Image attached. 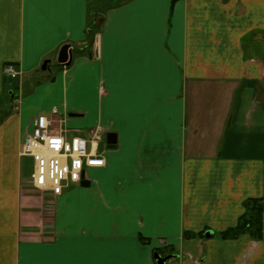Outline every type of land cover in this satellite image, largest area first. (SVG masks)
<instances>
[{
	"label": "crops",
	"instance_id": "0c3cea01",
	"mask_svg": "<svg viewBox=\"0 0 264 264\" xmlns=\"http://www.w3.org/2000/svg\"><path fill=\"white\" fill-rule=\"evenodd\" d=\"M115 1L0 0V264H264V213L262 238L222 236L264 203V0ZM56 106L106 164L50 218L21 147Z\"/></svg>",
	"mask_w": 264,
	"mask_h": 264
},
{
	"label": "built area",
	"instance_id": "2783aa9c",
	"mask_svg": "<svg viewBox=\"0 0 264 264\" xmlns=\"http://www.w3.org/2000/svg\"><path fill=\"white\" fill-rule=\"evenodd\" d=\"M4 73L9 78L18 77L13 64L6 65ZM57 113L54 108L52 114ZM60 123L45 113L38 114L21 147V155L33 159L31 183L45 194L43 212L50 218L55 215L58 196L69 183L79 184L83 171L106 164L99 151L100 128L92 130L89 138L79 134L70 136L67 129H61Z\"/></svg>",
	"mask_w": 264,
	"mask_h": 264
},
{
	"label": "trees",
	"instance_id": "16d2710c",
	"mask_svg": "<svg viewBox=\"0 0 264 264\" xmlns=\"http://www.w3.org/2000/svg\"><path fill=\"white\" fill-rule=\"evenodd\" d=\"M121 3V0H116L112 5ZM102 18H97V24H94V30L99 28ZM263 213L264 203L261 199L253 198L246 202V211L241 217L237 226L223 232L222 236L235 237L243 232H248L254 239L262 238L263 231Z\"/></svg>",
	"mask_w": 264,
	"mask_h": 264
},
{
	"label": "water",
	"instance_id": "95a60500",
	"mask_svg": "<svg viewBox=\"0 0 264 264\" xmlns=\"http://www.w3.org/2000/svg\"><path fill=\"white\" fill-rule=\"evenodd\" d=\"M72 60H73V51H72L71 44L67 43V44L62 45L58 52V56H57L58 64L69 66ZM50 62H51L50 60H45L42 65V70H46ZM107 142H108L109 147H115L117 144V134L114 132H108ZM81 185L90 186V180L85 179V172L82 173ZM154 257H155L157 264H166L167 260L170 258V256H162L160 253H155Z\"/></svg>",
	"mask_w": 264,
	"mask_h": 264
},
{
	"label": "rangeland",
	"instance_id": "374dc122",
	"mask_svg": "<svg viewBox=\"0 0 264 264\" xmlns=\"http://www.w3.org/2000/svg\"><path fill=\"white\" fill-rule=\"evenodd\" d=\"M19 79H20V77L18 76L17 78H15V79H13L12 78V82H16V83H18V81H19ZM11 88V90H15V87H10ZM9 91L10 90H8L5 94H4V97H3V100H2V102H1V105H0V117H2V116H4V114L6 113V112H9V111H11V110H13L15 107H17V105H19V95L17 94H15L13 91V93L11 94V96H12V100H14V104H12L11 102H10V93H9ZM22 94H24V91L22 90V92H21ZM21 95V94H20ZM54 109V108H53ZM57 111H58V113H57V115L59 116V118H60V115H59V113H60V111H59V108L56 106V108H55ZM55 115V114H54ZM75 115V114H74ZM67 116V115H66ZM64 119H66L65 118V116L63 117ZM63 118H60V120L59 119H57V121L58 122H61L62 123V121H63ZM61 125V124H60ZM76 134H79V135H82V136H84V137H87V138H89L90 137V135H91V133H88L87 131H80V130H71L70 131V136H72V135H76ZM104 143H102L101 144V147L102 146H104L103 145ZM26 167H27V165H26ZM27 170H26V168H25V172H26Z\"/></svg>",
	"mask_w": 264,
	"mask_h": 264
}]
</instances>
